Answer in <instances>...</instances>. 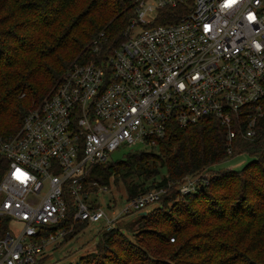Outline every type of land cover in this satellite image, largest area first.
I'll return each mask as SVG.
<instances>
[{"label":"built area","instance_id":"2783aa9c","mask_svg":"<svg viewBox=\"0 0 264 264\" xmlns=\"http://www.w3.org/2000/svg\"><path fill=\"white\" fill-rule=\"evenodd\" d=\"M182 4L189 11L176 22H157ZM133 7L123 40L97 60L72 65L16 134L0 136L7 161L0 264H38L46 245L75 223L105 219L110 229L157 202L163 188L129 199L111 219L90 200V167L116 149L150 148L170 125L206 118L225 127L228 153L241 115L246 136L254 134L264 102V0H135ZM207 175L185 177L180 192L205 185Z\"/></svg>","mask_w":264,"mask_h":264},{"label":"trees","instance_id":"16d2710c","mask_svg":"<svg viewBox=\"0 0 264 264\" xmlns=\"http://www.w3.org/2000/svg\"><path fill=\"white\" fill-rule=\"evenodd\" d=\"M134 1L0 0V136L16 134L23 117L54 91L72 65L97 60L123 40V31L134 13ZM188 9L184 4L167 8L157 22L174 23ZM262 111L250 137L245 134L246 118L241 115V127L236 128L231 153L227 152L225 127L217 119H201L183 127L172 124L166 135L156 138L149 149L131 153L117 162L94 163L86 176L87 189L95 192L98 186H106L110 177L127 185L129 199L163 188L157 205L138 213L136 222L147 218L158 221L155 214L173 197L202 201L215 182L225 188L241 185V194L232 203L220 198L217 208L210 203L208 208L192 215L177 209L180 215H191L189 220L184 219L181 231L193 225L205 227L218 222L184 249L193 259H186L183 264H264V102ZM238 154H247L252 159L239 169L212 170L213 165ZM6 168L7 161L0 154V180ZM161 169L164 175L156 181L163 174ZM208 170L214 175L202 188L179 193L178 186L185 177ZM93 181L97 186L91 184ZM66 222L70 223L71 217ZM175 223L173 231L161 240L168 241L170 237L172 242L176 240L179 234ZM85 224L75 223L73 232L63 240L75 235ZM116 237L133 243L115 222L112 228L102 231L95 248L112 245ZM94 254L87 253L76 264Z\"/></svg>","mask_w":264,"mask_h":264},{"label":"rangeland","instance_id":"374dc122","mask_svg":"<svg viewBox=\"0 0 264 264\" xmlns=\"http://www.w3.org/2000/svg\"><path fill=\"white\" fill-rule=\"evenodd\" d=\"M145 148L139 143L130 146H123L108 155V160L117 162L125 159L131 153ZM252 158L247 154H238L233 156L220 164L212 166L213 171H229L239 169L246 162ZM161 175L156 177V181L160 180L164 175V169H161ZM207 178H211L214 172L208 170ZM148 182H151L150 180ZM180 186L178 191L180 194ZM208 197H203L202 201L192 197L190 201H184L181 197H173L168 205L164 206L156 216L158 221H151L137 218L138 213L147 212L153 209L157 202L150 203L143 210L131 211L124 214L116 222L121 230L131 240L127 241L124 237H116L112 245L103 247L102 249L95 248L100 241L101 233L106 226V220L101 219L97 222H90L83 225V227L73 236L66 240H56L49 243L44 248L43 254L40 255L38 264H76L87 253H95L86 258L82 264H183L186 259H193L184 253V249L196 242V237L200 236L205 230L211 226L218 224L214 221L205 227H197L195 225L188 229H181L184 227V219L189 220L192 214L200 213L208 208L211 203L212 208H217L218 200L220 198L227 199L229 203L234 202L239 194H241V185H231L227 188L223 187L221 183L215 182L208 188ZM174 192V190H172ZM176 198V199H175ZM90 200L99 207L105 214L114 219L120 212H122L129 204V192L127 185L122 181H115L114 177H110L106 186H98L97 190L90 195ZM230 205V204H229ZM187 210L191 215H180L177 209ZM167 215V216H166ZM177 221V223H175ZM134 222V223H133ZM178 227V237L174 242L172 239L167 241L165 238L169 232L173 231V225ZM127 225H130L128 228ZM100 243H103L101 240ZM152 260H154L152 262ZM123 261V263H122Z\"/></svg>","mask_w":264,"mask_h":264},{"label":"water","instance_id":"95a60500","mask_svg":"<svg viewBox=\"0 0 264 264\" xmlns=\"http://www.w3.org/2000/svg\"><path fill=\"white\" fill-rule=\"evenodd\" d=\"M201 188L203 187V185L200 186Z\"/></svg>","mask_w":264,"mask_h":264}]
</instances>
